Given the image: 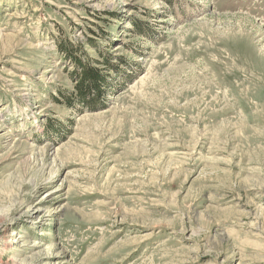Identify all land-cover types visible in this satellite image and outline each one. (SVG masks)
I'll list each match as a JSON object with an SVG mask.
<instances>
[{
  "label": "rangeland",
  "instance_id": "1",
  "mask_svg": "<svg viewBox=\"0 0 264 264\" xmlns=\"http://www.w3.org/2000/svg\"><path fill=\"white\" fill-rule=\"evenodd\" d=\"M0 264H264V0H0Z\"/></svg>",
  "mask_w": 264,
  "mask_h": 264
},
{
  "label": "trees",
  "instance_id": "2",
  "mask_svg": "<svg viewBox=\"0 0 264 264\" xmlns=\"http://www.w3.org/2000/svg\"><path fill=\"white\" fill-rule=\"evenodd\" d=\"M117 17V14L114 16ZM131 21V19H130ZM132 25L143 33L144 30L135 20ZM109 34H102L101 38H107ZM89 41L90 45H95ZM72 40H62L56 51L59 57L65 61L68 60L72 65L69 77L73 81V86L59 89L57 95H50L48 101H54L63 109H74L77 105L83 108H92L95 106H105L109 91L115 87L110 83L113 75L122 74L126 71L123 62L126 63L123 55L109 54L107 51L95 47L94 52L97 58L94 59L83 49L73 47ZM79 54V55H78Z\"/></svg>",
  "mask_w": 264,
  "mask_h": 264
}]
</instances>
